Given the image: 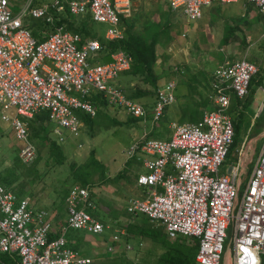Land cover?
<instances>
[{
	"label": "built area",
	"instance_id": "built-area-1",
	"mask_svg": "<svg viewBox=\"0 0 264 264\" xmlns=\"http://www.w3.org/2000/svg\"><path fill=\"white\" fill-rule=\"evenodd\" d=\"M238 1L166 0L172 11L183 12L190 21L201 19L203 9L214 2ZM248 1L264 18V0ZM134 2L23 0L16 10L11 0H0V113L22 144L19 156L24 164L37 157L27 119L40 112L49 114L51 133L58 143L80 135L83 123L78 112L96 116L98 108L92 102L96 96L133 117L146 115L144 107L128 100L116 84L131 69L129 53L119 50L112 61L93 64V56L102 50L98 40L83 42L79 34L61 26L54 33H44L40 41L25 20L31 17L55 25L56 16L65 12L90 14L95 22L108 26L105 39L120 41L125 38L121 18L132 14ZM258 72L259 67L246 59L226 61L214 74V109L200 122L174 124L170 140L139 141L127 152L130 158L152 157L145 160L148 172L137 179L147 197L131 199L128 212L162 224L170 240H198L197 264H264V148L243 191L240 166L222 172L235 140L227 115L229 93L246 97ZM175 89L176 84L170 82L158 90L156 120L176 101ZM171 166L175 175L168 172ZM91 198L87 188L70 190L67 230L102 235L111 229L89 213L94 208ZM48 218L28 198L21 199L0 185V256L17 255L19 264H92L90 257L69 249L64 237L50 240Z\"/></svg>",
	"mask_w": 264,
	"mask_h": 264
},
{
	"label": "crops",
	"instance_id": "crops-1",
	"mask_svg": "<svg viewBox=\"0 0 264 264\" xmlns=\"http://www.w3.org/2000/svg\"><path fill=\"white\" fill-rule=\"evenodd\" d=\"M11 1L16 10H19L21 4L23 3V0ZM172 13L180 14L184 17V25L180 26L178 30L180 33H183V37H189L190 42L184 39L185 42L182 48L178 49L176 45L173 44V46H170L167 51H164L166 46L172 40L175 41V38H177L182 41L181 39L183 38L182 35H179L176 32L171 33V38L167 37L172 24L169 23V18H166L164 22L167 21L168 33L159 39V43L157 45L158 60L154 67V71L156 76L160 78L157 87H163L170 82L176 84V101L165 109L161 119L156 120L154 114L158 101V91H154L151 84H144L139 82V79L137 80L126 76V72L116 81V84L124 91L126 98L144 107L146 112L145 117L136 118L127 114L123 110L124 113L130 116L129 119L132 123L129 124L128 127H122L118 130L125 131L130 138L128 147L125 149L127 160L125 161L124 166L122 165V168L124 169L118 170L117 176H115V178L117 177L121 179V189L124 191L123 197L125 198L127 207H129V201L131 199H145L147 197V190L138 185L137 179L140 175L148 172L145 160L147 158H152L146 155H142L139 158H130L127 154L130 147L143 140L155 139L168 141L172 137V126L174 124L200 122L206 112L214 109L212 101L214 94L212 88L214 74L217 68L226 61L246 59L257 65L259 67V72L255 75L250 85L249 93L246 97L240 98L234 92L229 93L231 103L227 110V115L231 118L241 143L236 147L234 163L228 164V158L224 164L222 172L227 174L231 167L240 166L243 173V184L241 187L243 191L246 187L248 178L253 172L257 159L262 152L261 151L257 157L255 156L257 150L259 149V144L261 143L264 148V18L259 13L258 9L255 5L249 3L248 0H240L231 4L214 2L211 6L203 9V16L198 21L188 20L181 12L171 11V14ZM59 21L60 19L56 20V28L51 33L56 32L58 28L61 27L57 26ZM62 26L69 30L64 24ZM122 27L125 29V26L122 25ZM140 27L141 26L137 28ZM103 32L104 33L102 34L105 36L106 31ZM51 33L45 32V34ZM88 40H91V38ZM160 49L162 50L161 53ZM96 55L97 57L95 58ZM96 55L92 58L93 64L108 63L105 62L104 58H102L98 53H96ZM122 82L125 83V85L123 84V86H125L124 89L120 85ZM125 90L134 99H131ZM147 91H152L153 93H148ZM86 100L91 101L89 99ZM103 101L105 100L101 99V101L99 100L97 102L95 98V106L98 108L96 116H91L83 111L78 112L80 120L83 123L82 129L86 124H92L94 120L97 119L99 116V110L102 107L101 102ZM107 105L109 104L107 103ZM11 133L13 134L14 140L17 142L13 129ZM49 133L57 145H67L69 141H72L73 139L69 138L65 143H58L51 133V127ZM114 135H116V133ZM30 141L34 144L37 152V157L33 162L35 163L37 159H39V146L38 143L33 140L32 134L30 135ZM17 144L19 145L18 142ZM250 144L251 146H249ZM20 152L21 147L19 145V155ZM246 157L249 158L248 162L246 161ZM128 172L133 175V178L129 177L130 175H128ZM168 172L171 175L176 174L172 166L169 167ZM76 186L87 188L90 191V186H82L79 184L72 185L65 191V193L67 191L68 192L66 193L64 199L57 203V199L54 194L50 195V193H48L45 196H42V193L39 191V187L35 190L33 186H30L28 187L29 190H26L27 193H25L27 196H22L20 198L26 199L32 195L34 191L41 195L40 198H35V202L39 204V207H36V209L39 210L40 213L44 211L48 214L49 218L47 221H50L51 223L50 240H57L64 237L67 240V247L69 249L80 253V255L85 257H90L93 260L92 264H108L105 256L107 251L118 254L119 258H122L120 260L126 264L128 256H126L125 253H128L126 248L129 250V245H127L126 248L125 246L115 248L111 245H107V235H93L86 231H81V233L76 230H67L66 222L69 217V212L66 198L70 190ZM110 189L111 188H107V192H109ZM53 191L55 192V189ZM160 191L163 190L160 189ZM105 198H108V206H111L113 201V204L115 205V199H111L109 196H105ZM91 199L94 204V208L91 209L89 213L100 222L104 223L106 217H110L112 219L116 217V214L107 213V206H99L96 200L93 199V196ZM103 214L105 216H103ZM130 215L131 217H136V215ZM150 222L155 223L151 220ZM130 224H133L132 220ZM107 225L111 228L107 232H111L115 229L113 225ZM160 225L163 227L164 233L167 237L164 226L162 224ZM64 228H66L65 232ZM122 232H124V230L121 228H119V230H115V234L112 236L113 243H118L122 240V237L124 238L128 236L127 233L124 232L125 234L123 235ZM78 235L83 237L81 243H77L75 240V236ZM115 235L119 237L118 240L113 238ZM86 240H89L90 243L87 244L86 249H82V244H84ZM176 242L192 246V248L188 250L190 254L195 256L192 258L190 255L191 259H194L196 262L195 264H197L199 241L196 239L181 237ZM141 245L142 244L140 243V246ZM9 256L16 262V264H19V256ZM1 258L2 257H0V262Z\"/></svg>",
	"mask_w": 264,
	"mask_h": 264
},
{
	"label": "rangeland",
	"instance_id": "rangeland-1",
	"mask_svg": "<svg viewBox=\"0 0 264 264\" xmlns=\"http://www.w3.org/2000/svg\"><path fill=\"white\" fill-rule=\"evenodd\" d=\"M130 17L134 20L136 27L164 22L165 18H169V23L172 26L167 37L171 38L173 32L183 37V33H180L178 28L184 25V17L180 14H171L169 5L165 0H135ZM107 27L105 24L97 23L95 27L92 26L93 34L101 37L102 31H106ZM167 33L168 31L165 35ZM184 39L190 42L189 37H183L182 41L175 38V41L172 40L164 51H167L173 44L178 49L182 48L185 42ZM123 84L125 85L123 82L120 83L124 89ZM129 118L130 116L119 108H113L109 105L102 106L97 119L92 124L84 126L81 136L73 138L67 145H59L58 151L53 149L52 143L55 142L50 133H48V137L44 136L42 139L36 140L35 142L40 145L41 153H39V157L41 158L37 159L36 164L32 163L30 165L23 164L18 159L19 145L13 138L11 126L0 118V171L5 173L7 169L15 170L13 172L21 174L22 177L14 181L13 172H9L8 175H5L7 183L16 186L25 183L27 191L30 186H33L35 190L39 187L42 196L48 193L50 195L54 194L57 203L64 199L68 192L65 193V191L74 185L73 180L78 172L82 177L86 176L89 179L91 183L90 192L97 204L107 206V213L116 214L113 219L110 217L105 218L104 223L113 225L115 229L111 232H105L104 235H107V245L115 248L122 246L126 248L127 245L131 247V250L126 248L128 252L125 253L128 256L126 264H180L181 257L178 259L173 255V253L177 255V251L182 252V255L188 259V264H195L196 262L191 259L188 250L192 248L191 245L177 244L176 241L173 242L167 239L160 224L151 223L143 215L131 217L127 212V205L123 197L124 191L121 189L122 182L120 178H115V176H117L118 170L124 169L122 165L124 166L127 160L125 149L128 147L130 138L125 131L118 130L122 127H128L132 123ZM48 129L50 132L49 126ZM115 133L116 135H114ZM46 138L50 142L46 141ZM237 140L239 143V139ZM258 148L255 154L256 157L262 151L263 146L261 143ZM234 156L235 152L230 153L228 164L234 163ZM95 161H98V163L96 164ZM246 161H249L248 157H246ZM128 175L133 178V175L129 172ZM78 184L79 182L75 185ZM105 188L111 189L107 192ZM54 189L56 193L53 191ZM105 196L115 199V205L113 201L111 206H108V198L106 199ZM37 197L40 198L41 195L35 191L28 197L35 207H39V204L35 202ZM103 216L105 215L103 214ZM131 220L133 224H130ZM119 228L124 230L128 236L122 237V240L118 243H113L112 236L115 234V230H119ZM75 240L77 243H81L83 237L80 235L75 236ZM89 243V240H86L81 248L86 249ZM105 256L108 264H124L118 254L107 251Z\"/></svg>",
	"mask_w": 264,
	"mask_h": 264
},
{
	"label": "trees",
	"instance_id": "trees-1",
	"mask_svg": "<svg viewBox=\"0 0 264 264\" xmlns=\"http://www.w3.org/2000/svg\"><path fill=\"white\" fill-rule=\"evenodd\" d=\"M57 19H60L57 26H62L63 24L72 32L77 33L81 36L83 42H86L88 39H96L99 40L102 45V50L98 52V54L104 58L105 62H110L112 59V54L119 50H124L127 53H129L132 58V66L129 71H127L125 74L126 76L139 79V82L141 83H149L152 85L154 91H158L160 87L158 86L159 77L156 76L154 67L158 60V53H157V45L159 43V39L162 38L165 33L168 31V25L166 22H160V23H152V24H144L143 27L137 28L135 26V22L131 17H122L121 22L123 26H127L126 28V34L125 38L122 41H108L105 39L104 34H102L101 37H98L97 34H93L92 26L95 27L97 22L93 20V18L90 15H81V16H73L69 14V12H66L65 14L57 15ZM164 19V18H163ZM166 20V18L164 19ZM25 25L27 28H29L32 31V34L35 38L39 39L40 41H43V33H51L55 30V26H51L49 24H46L44 21L34 18H27L25 20ZM102 33H104L102 31ZM123 73V74H124ZM254 79V78H253ZM253 81V80H252ZM126 91V90H125ZM148 93H153L152 91H147ZM126 93H128L126 91ZM128 96L131 99H134L131 97V95L128 93ZM95 98L97 102L100 100V96H96L93 98V102L95 104ZM102 106H106L107 102L103 101L101 102ZM49 115L47 112H42L40 114H37L33 120L29 122V126L32 133V138L34 141L38 139H42V137L46 136L48 137L49 129L47 128L46 124L48 121ZM237 135V131L235 130V140L234 144L231 148L230 153L236 151V147L240 145L241 141ZM48 139L46 138V141ZM49 141V140H48ZM50 142V141H49ZM53 149L55 151L59 150V145L56 143H52ZM39 146V153H41L40 145ZM58 149V150H57ZM229 153V155H230ZM228 155V158H229ZM41 158V157H39ZM227 158V159H228ZM19 159V158H18ZM97 164L98 161H95ZM19 164V163H18ZM36 164V163H34ZM22 166L21 164H19ZM21 168V167H20ZM15 170L7 169L5 173L0 171V185L4 186L5 188L12 190L15 194L18 195V197L27 196L25 194L26 192V185H13L11 183H7L5 179V175H8V173L13 172ZM14 174V181L19 180L22 175L19 173ZM79 182V185L82 186H90L89 179L86 176H81L78 172L75 175V179L73 180L74 185ZM148 221H150L149 218L143 216ZM78 232H81L79 230H76ZM82 233V232H81ZM156 233V232H155ZM177 244H183L181 242H177ZM176 247H181L180 245H175ZM174 249V247H173ZM177 255L173 253L175 257H178V259L181 257L180 264H188V259L182 255V252L177 251ZM6 255V256H5ZM1 258L0 264H16V262L8 255L5 254ZM191 257H195L194 255L190 254ZM171 258V255L169 256ZM17 260V258H16ZM176 260V259H175ZM194 260V259H193ZM195 262V261H194Z\"/></svg>",
	"mask_w": 264,
	"mask_h": 264
},
{
	"label": "clouds",
	"instance_id": "clouds-1",
	"mask_svg": "<svg viewBox=\"0 0 264 264\" xmlns=\"http://www.w3.org/2000/svg\"><path fill=\"white\" fill-rule=\"evenodd\" d=\"M165 2H166V0H165ZM249 2V1H248ZM167 3V2H166ZM250 3V2H249ZM209 7V6H208ZM257 8V7H256ZM170 9V8H169ZM258 9V8H257ZM171 10V9H170ZM172 11V10H171ZM259 11V10H258ZM173 12H175V11H173ZM176 12H181V11H176ZM182 14H183V12H181ZM260 13V12H259ZM132 15V14H131ZM130 15V16H131ZM184 15V14H183ZM130 16H128V17H130ZM185 16V15H184ZM203 16V15H202ZM186 17V16H185ZM263 17V16H262ZM125 18H127V17H125ZM187 18V17H186ZM189 20V19H188ZM200 20V19H199ZM198 21V20H197ZM99 24V23H98ZM125 34H126V28H125ZM107 40V39H106ZM99 41V40H98ZM109 41V40H108ZM115 41V40H114ZM100 42V41H99ZM124 51V50H123ZM167 85V84H166ZM161 88V87H160ZM40 113H42V112H40ZM40 113H38V114H40ZM37 115V114H36ZM35 115V116H36ZM49 115V114H48ZM34 116V117H35ZM34 117L32 118V119H27V122H28V125H29V122L31 121V120H33L34 119ZM46 126H47V128H48V126L49 127H51L50 125H49V118H48V121H47V124H46ZM29 129H30V126H29ZM32 133H31V129H30V135H31ZM80 136V135H79ZM18 142V141H17ZM19 143V142H18ZM19 145H20V147L22 146V144H20L19 143ZM19 159H20V156H19ZM21 160V159H20ZM22 162V161H21ZM23 163V162H22ZM24 164V163H23ZM32 164V163H31ZM27 165H30V164H27ZM35 207V206H34ZM36 208V207H35ZM141 215H143V214H141ZM145 217H147V218H149L148 216H146L145 215ZM150 219V218H149ZM165 228V227H164ZM167 234V233H166ZM167 237H168V235H167ZM168 239H169V237H168ZM170 240V239H169ZM171 241H173V242H175V241H178V239L177 240H171ZM198 256V255H197Z\"/></svg>",
	"mask_w": 264,
	"mask_h": 264
}]
</instances>
